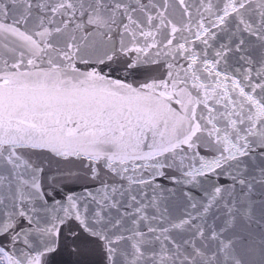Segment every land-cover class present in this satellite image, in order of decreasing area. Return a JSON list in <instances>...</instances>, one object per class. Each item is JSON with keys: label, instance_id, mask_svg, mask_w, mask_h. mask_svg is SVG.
<instances>
[{"label": "snow or ice", "instance_id": "6c2138e0", "mask_svg": "<svg viewBox=\"0 0 264 264\" xmlns=\"http://www.w3.org/2000/svg\"><path fill=\"white\" fill-rule=\"evenodd\" d=\"M257 249L264 0H0V264Z\"/></svg>", "mask_w": 264, "mask_h": 264}, {"label": "water", "instance_id": "95a60500", "mask_svg": "<svg viewBox=\"0 0 264 264\" xmlns=\"http://www.w3.org/2000/svg\"><path fill=\"white\" fill-rule=\"evenodd\" d=\"M72 189L76 192L82 191V188L78 185H73ZM60 198H61V196L58 195L57 199H60ZM68 259H69V257H67V255L60 257L61 264H64V261H66ZM251 259L254 261V264H259V261H260L259 249H257L255 256H253Z\"/></svg>", "mask_w": 264, "mask_h": 264}]
</instances>
